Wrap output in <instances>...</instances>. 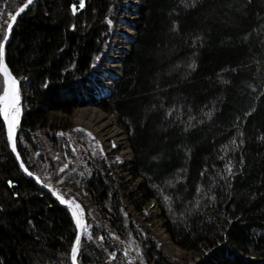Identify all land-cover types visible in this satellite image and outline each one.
Here are the masks:
<instances>
[{"label":"trees","instance_id":"1","mask_svg":"<svg viewBox=\"0 0 264 264\" xmlns=\"http://www.w3.org/2000/svg\"><path fill=\"white\" fill-rule=\"evenodd\" d=\"M23 1L0 0V42ZM123 2L34 0L17 17L4 59L25 91L21 160L53 185L42 136L86 189L94 215L79 264H264V0H139L107 87L97 66ZM87 104L125 129L133 161L116 160L117 177H141L134 206L155 198L172 241L199 251L192 261L165 254L137 223L96 140L51 117ZM75 228L71 211L20 169L0 115V264H72Z\"/></svg>","mask_w":264,"mask_h":264},{"label":"rangeland","instance_id":"2","mask_svg":"<svg viewBox=\"0 0 264 264\" xmlns=\"http://www.w3.org/2000/svg\"><path fill=\"white\" fill-rule=\"evenodd\" d=\"M139 0H124L123 10L121 14H118L115 19H113L109 23V32L107 41L105 43V50L101 54V60L100 64L97 66V68L100 70V78L102 79V82L110 86L111 78L115 74H119L120 69V58L123 56L125 50L129 46V38H131L134 35V29L130 26V23L132 22L133 18L135 17V4L138 3ZM125 16V17H124ZM126 29L125 33H119V30ZM118 34V35H117ZM125 44V49L121 52V57H119L116 61L113 60L111 57L113 54H116L115 51L118 49L115 47L119 43ZM103 57V58H102ZM116 63V67H112V63ZM113 69V71L110 73V70ZM2 94V93H1ZM23 107V106H22ZM77 108L81 109H91V108H97L102 110L99 106L94 104H87L82 105L74 108L71 114L66 115L62 112H52L51 117L57 118V122L60 124L64 122L65 119L69 120V122L82 130H84L86 133L89 132L84 128L81 127L78 124H75L74 118L76 117V110ZM20 109H22L20 107ZM105 113L109 114L115 124L122 130V135L125 136L123 140V143L121 144H113L111 139H106L104 141V144L100 143L98 137L94 135H90L96 140V143L102 153V155L105 157L106 164L110 168V171L113 172V176L118 178L117 171L115 165V161L118 160L120 162L125 163V165H129L133 161V153L131 148L129 147L128 139H127V133L124 128L119 126L114 116L105 111L102 110ZM21 112V111H20ZM57 132L65 139V141L68 142V144L73 145L75 143L72 135L70 134V131L68 128H58ZM40 149L44 153L45 160L48 162L49 167H51V170L53 173H51V181L53 182V187L58 192H62L61 195H63L66 199L72 200L75 203H78L81 205L82 211V220L84 223L83 229L86 231H89L90 225L89 220L94 215V205L90 198L88 197L86 193V189L79 184L75 183L74 180H72V172H69L71 170H74L68 166V160H63L62 157H60V154H52V150L48 148V144L46 140L42 136L37 137ZM115 145V146H114ZM62 159V160H61ZM72 162V161H71ZM63 163V164H62ZM67 165V167H65ZM63 169V171H61ZM121 174L123 177H121V180L118 181L115 180V185L119 189V193L122 194L120 197L123 204L127 208V210L131 213V215L136 219L137 223L140 225H144L148 230L150 235L156 240L158 246L160 249L167 255H170L172 257L178 258L182 262H189L192 261L194 258H196L199 255V251L195 249H185L180 246H178L176 243H174L171 239V241L181 249V252L178 255H173L168 252H166L157 241L155 235H154V229L156 227H163L165 229L163 224V218L161 217V210L159 207V204L155 198H149L146 202L142 203L139 209H136L134 206L135 201H139L138 199V192L137 189L139 187V183L141 181V177H133L131 173H128L127 170H121ZM131 175V176H130ZM83 197L88 198V203L83 204L81 203V199ZM150 215V219H147L145 216ZM170 237V236H169ZM123 252L129 257L131 261H135L136 256L131 249V247L127 244H123Z\"/></svg>","mask_w":264,"mask_h":264},{"label":"snow or ice","instance_id":"3","mask_svg":"<svg viewBox=\"0 0 264 264\" xmlns=\"http://www.w3.org/2000/svg\"><path fill=\"white\" fill-rule=\"evenodd\" d=\"M34 0H27V3L24 4L23 8L20 9V12L22 13L25 9H27ZM80 7H84L83 0H81ZM75 12V8L73 9ZM19 14V13H18ZM16 19L15 16L12 17V20L14 21ZM7 29L10 32L12 29V24L7 25ZM8 35L3 36V42H0V75L3 76L2 81V88H0V91H2V94H0V115L3 116L7 128H8V140L11 142V146L13 151H15V130L16 127L19 124V117H20V92L18 87V82L16 79L11 75L10 71L8 70L6 64L4 63V42L8 40ZM78 131H82V129H77ZM91 135V133H89ZM115 146V145H114ZM67 167V165H65ZM27 171V169H25ZM63 171V169H61ZM229 173H231V168L228 169ZM31 175V173H29ZM39 179V178H37ZM165 200L168 199V197H164ZM61 202L65 204L72 205L73 201H65L61 197ZM79 210V212L77 211ZM83 209L81 208V205L78 203L74 204V208L72 211V215L76 218V224L78 227L83 228L84 223L81 219ZM101 239H103L101 237ZM81 244V236L77 235L74 245L71 248V259L73 264H75L77 259V253L79 251ZM110 258L114 259L115 255L110 254Z\"/></svg>","mask_w":264,"mask_h":264},{"label":"bare ground","instance_id":"4","mask_svg":"<svg viewBox=\"0 0 264 264\" xmlns=\"http://www.w3.org/2000/svg\"><path fill=\"white\" fill-rule=\"evenodd\" d=\"M125 17V16H124ZM119 33H125L126 29H120ZM118 35V34H117ZM119 43L115 47L118 49L115 51L116 54H113L111 57L113 60H117L119 57H121V52L126 48L125 44ZM103 58V57H102ZM113 68L117 66L116 63H112L111 65ZM115 72L113 69L110 70V73ZM19 92H20V107L24 104H22V98H23V88L22 83H18ZM75 124L80 125L81 127H84L91 135H94L98 137L100 143L104 144V141L106 139H111L113 144H121L123 143V140L125 138L124 135H122V130L115 124L113 118L105 113L104 111L97 109V108H91V109H81L77 108L76 110V117L74 118ZM81 203L87 204L88 198L83 197L81 199ZM154 235L159 242L160 246L168 253L173 255H178L181 252V249L177 247L170 239L169 234L167 233L166 229H163V227H156L154 229Z\"/></svg>","mask_w":264,"mask_h":264},{"label":"water","instance_id":"5","mask_svg":"<svg viewBox=\"0 0 264 264\" xmlns=\"http://www.w3.org/2000/svg\"><path fill=\"white\" fill-rule=\"evenodd\" d=\"M26 3H27V0L23 1V2L20 4V6H19V7L13 12V14L11 15V17H10V21H9L8 24H12V27H13V25L15 24V21H16L17 17L21 14L20 9L23 8L24 4H26ZM18 13H19V14H18ZM13 16L16 17V19H15L14 21L12 20V17H13ZM5 35H8V36H9V31H8V29H6V34H5ZM1 42H3V38H2V40H1ZM5 43H6V42H4V45H5ZM3 59H4V58H3ZM4 63L6 64L5 59H4ZM6 66H7V64H6ZM7 68H8V70L10 71V69H9L8 66H7ZM10 73H11V75L16 79V81H17L18 83H19V82L22 83V88H23L22 104H24V102H25V91H24L23 82L21 81V78H17V77L11 72V71H10ZM115 75H117V74H115ZM115 75H113V76H115ZM2 119H3V123H4V128H5L6 137H7V140H8V128H7V124H6V122H5L4 118H3V116H2ZM14 139H15V136H14ZM8 143H9L10 149L12 150L14 156L16 157V159H17V161H18V164H19V166H20V169H21L24 173H26L27 175H29V173H31V175H29V176L32 177L38 185H40L41 187H43V188H45L46 190H48V191L52 194V196L57 200V202H58L59 204H61L62 206L68 208V209L71 211V213H72L73 208H74V204H76V203H75L74 201H73L74 203H73L72 205L62 203V202H61V197H62L63 200H65V201H72V200H68V199H66V198H65L63 195H61L56 189H54V188L51 187L50 185H48V184L42 182V181L40 180V178H39L34 172H32V171H30L29 169H27L26 166L24 165L23 161L21 160V157H20V155H19V153H18L17 148L15 147V151H13L12 146H11V142H10L9 140H8ZM15 145H16V144H15ZM25 169H27V171H25ZM37 178H39V179H37ZM77 211L79 212V210H77ZM73 217H74V216H73ZM81 219H82V214H81ZM74 220H75V227H76V228H75V235H74V238H73V241H72V244H71V248H72V246L74 245V242H75V239H76V236H77V235H80L81 238H82V234H83V230H84L83 228H80V227L77 226V224H76V218H75V217H74ZM82 221H83V220H82ZM71 248H70V260H71V262H72V259H71ZM72 264H73V262H72ZM75 264H79V263L77 262V259H76Z\"/></svg>","mask_w":264,"mask_h":264},{"label":"built area","instance_id":"6","mask_svg":"<svg viewBox=\"0 0 264 264\" xmlns=\"http://www.w3.org/2000/svg\"><path fill=\"white\" fill-rule=\"evenodd\" d=\"M124 171H125V170H124ZM127 172H128V173H130L128 170H127ZM130 176H131V175H130ZM114 177H115V176H114ZM119 179L121 180V178H119ZM119 179L115 177V180H117V181H118ZM120 195L122 196V194H121V193H120ZM121 196H120V197H121Z\"/></svg>","mask_w":264,"mask_h":264}]
</instances>
